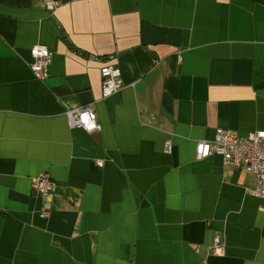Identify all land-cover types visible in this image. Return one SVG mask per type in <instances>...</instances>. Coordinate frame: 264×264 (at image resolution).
Segmentation results:
<instances>
[{
  "label": "crops",
  "instance_id": "obj_1",
  "mask_svg": "<svg viewBox=\"0 0 264 264\" xmlns=\"http://www.w3.org/2000/svg\"><path fill=\"white\" fill-rule=\"evenodd\" d=\"M83 107L99 131L69 126ZM217 128L264 131V0H0V264H264L255 177L196 159Z\"/></svg>",
  "mask_w": 264,
  "mask_h": 264
},
{
  "label": "built area",
  "instance_id": "obj_2",
  "mask_svg": "<svg viewBox=\"0 0 264 264\" xmlns=\"http://www.w3.org/2000/svg\"><path fill=\"white\" fill-rule=\"evenodd\" d=\"M45 9L54 12L61 4V0H41ZM33 63L30 65L34 76L43 79L48 76V70L53 61L52 53L44 46L31 48ZM181 60V57L179 58ZM102 78V95L108 98L124 88L121 72L116 66H103L100 70ZM71 128L82 129L87 133L97 132L101 129L95 112L88 108H77L66 114ZM172 142L165 144L166 151L170 152ZM213 155L223 158L225 165H231L240 171L250 173L255 177V187L250 194L264 199V131H258L247 135H241L233 130L217 128L212 140L200 141L196 144V159L204 160ZM99 162V166H103ZM32 188L43 200L40 216L48 219L51 214L50 204L47 198L54 190L55 182L49 173H40L31 181ZM264 210V208H262ZM209 253L215 256H223L225 247L221 236L217 235Z\"/></svg>",
  "mask_w": 264,
  "mask_h": 264
}]
</instances>
